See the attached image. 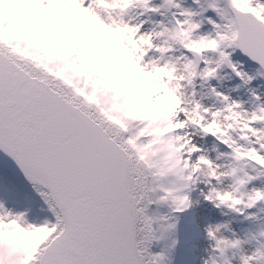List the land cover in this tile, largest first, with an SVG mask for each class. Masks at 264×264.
Masks as SVG:
<instances>
[{"label":"snow or ice","instance_id":"obj_1","mask_svg":"<svg viewBox=\"0 0 264 264\" xmlns=\"http://www.w3.org/2000/svg\"><path fill=\"white\" fill-rule=\"evenodd\" d=\"M0 264H264V0H0Z\"/></svg>","mask_w":264,"mask_h":264},{"label":"rangeland","instance_id":"obj_2","mask_svg":"<svg viewBox=\"0 0 264 264\" xmlns=\"http://www.w3.org/2000/svg\"><path fill=\"white\" fill-rule=\"evenodd\" d=\"M249 70H250V71L252 70L251 67H250V65H249Z\"/></svg>","mask_w":264,"mask_h":264}]
</instances>
